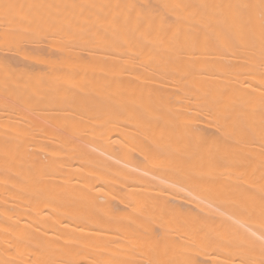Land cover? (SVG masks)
Listing matches in <instances>:
<instances>
[{
  "label": "bare ground",
  "instance_id": "obj_1",
  "mask_svg": "<svg viewBox=\"0 0 264 264\" xmlns=\"http://www.w3.org/2000/svg\"><path fill=\"white\" fill-rule=\"evenodd\" d=\"M0 264H264V0H0Z\"/></svg>",
  "mask_w": 264,
  "mask_h": 264
}]
</instances>
